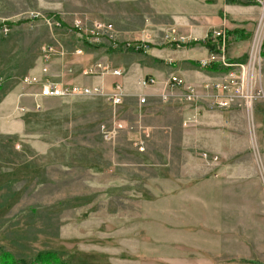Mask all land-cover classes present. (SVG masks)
Wrapping results in <instances>:
<instances>
[{
	"label": "rangeland",
	"instance_id": "1",
	"mask_svg": "<svg viewBox=\"0 0 264 264\" xmlns=\"http://www.w3.org/2000/svg\"><path fill=\"white\" fill-rule=\"evenodd\" d=\"M249 1L257 10L252 36L227 38L225 57L234 52L241 58L232 62H253L263 98L250 116L224 111L233 119L220 139L196 150L193 162L207 169L197 181L206 184V195L192 194L196 186H174L171 172L160 177L162 185L148 184L149 170L139 185L130 184L112 165L126 159L116 147L128 141L115 139L122 122L106 96H33L43 80V49L54 40L67 51L86 46L68 32L71 24H114L109 17L120 14L123 0H0V23L11 30L0 33V256L26 264H39L40 253L63 264H264V33L253 41L264 1ZM48 16L66 27L48 28ZM73 57L68 52L51 64L70 65ZM50 72L55 84L69 85L62 72ZM170 152L174 162L177 150Z\"/></svg>",
	"mask_w": 264,
	"mask_h": 264
},
{
	"label": "crops",
	"instance_id": "2",
	"mask_svg": "<svg viewBox=\"0 0 264 264\" xmlns=\"http://www.w3.org/2000/svg\"><path fill=\"white\" fill-rule=\"evenodd\" d=\"M122 4L120 14L109 17L114 21V24H110L121 41L143 42L147 44V50L135 51L121 46L115 49L106 41L87 45L81 40L86 46L81 47V54L77 55L73 51L75 47L67 51L58 40H54L56 53L44 62L43 80L39 82H54L49 76L53 67L58 73L62 72L63 81L69 83L60 82L58 85L61 86L78 87L76 84L79 83L101 89L106 94L115 83L121 84L123 103L116 108L109 105L115 112L116 121L122 122L121 128L117 129L119 131L115 130L116 141L121 142L122 138L128 141L125 145L119 144L117 152L120 154L124 150L127 154L126 159L120 158L112 165L129 176L133 186L139 185L144 171L152 172L147 175L150 186L162 185L160 177H164L165 172H171L169 176L174 180V186H196L197 190H193L192 194L199 192L207 195L206 184H197L200 174L207 169L193 162L199 161L194 154L197 149L208 146L207 139H220L223 124L227 118L233 119V115L208 109L202 101L190 102L180 88L169 87L166 82L170 77H176L185 86H192L201 93V85L222 79L224 72H213L202 65L204 62L219 63V54L211 53L202 42L213 29L218 28L242 30L252 36L250 21H255L257 10L231 4L228 0H123ZM260 13L262 20H256L258 24L253 41L257 36L262 38L264 33V15ZM167 36L184 38L185 43L179 48L171 46L165 41ZM68 52L74 55L70 65L62 64L59 67L51 64L57 60L53 57H64ZM83 55L84 58L77 57ZM101 55L103 58L99 59ZM93 56L97 60L92 63L90 59ZM240 58L234 52H229L226 57L227 61H238ZM87 64H101L106 71L87 74ZM113 70L121 71V77L114 76ZM83 75L85 79L81 78ZM145 78H152L155 83L142 86ZM203 95L210 100V93ZM33 96L38 98L37 94ZM141 99L143 103H140ZM108 139L112 140L113 134H109ZM171 146L178 153L177 158L173 156L174 162L170 161ZM208 157L200 155V160L204 163ZM249 167L254 166L249 164ZM187 169L191 171L188 173L189 179L185 175ZM189 194L190 191L185 193Z\"/></svg>",
	"mask_w": 264,
	"mask_h": 264
},
{
	"label": "built area",
	"instance_id": "3",
	"mask_svg": "<svg viewBox=\"0 0 264 264\" xmlns=\"http://www.w3.org/2000/svg\"><path fill=\"white\" fill-rule=\"evenodd\" d=\"M261 0H256L260 2ZM264 1V0H263ZM44 22L50 29L58 30L64 27L60 19L49 18ZM53 19V20H52ZM68 32L76 35L87 45H97L106 41L112 48H118L121 46L123 49L132 48L135 51H144L148 49L147 44L143 42H129L121 41L119 34L115 30L114 26L107 22H92L90 26H86L79 20H75ZM10 25L6 23H0V33L6 37L10 33ZM225 29L219 28L212 30L205 40H210L216 44L219 49V64L226 70L223 78L211 83H206L200 86L203 91L197 92L192 86H185L184 82L176 77H170L166 84L169 87L180 88L185 93V98L188 101H202L206 103L208 109L219 111H230L233 109L243 110L248 116L252 115L254 103L263 98V91L259 83V74L256 72L255 65L252 61L246 64L240 63H228L225 57V51L227 47V37L225 35ZM173 36V35H172ZM165 41L174 47H180L185 43L184 38L165 37ZM52 44L46 46L43 49V60L47 62L51 56L56 53L55 46ZM77 55L81 54L79 50L75 52ZM260 55V54H259ZM211 62H204L202 65L208 67ZM106 68L101 64H94L86 70L87 74H95L96 72L104 73ZM114 76L121 77V71L113 70ZM26 81V80H25ZM27 82H29L27 80ZM154 79L150 78L143 80L142 86L153 85ZM210 93V100L203 94ZM86 95H104L107 102L116 108L123 103V90L121 84L115 83L110 92L104 94L101 89L96 87L90 88H78L73 86H61L51 81L41 82L37 97L41 99L47 98H70L74 96H86ZM144 100L141 99L140 103ZM108 139V135L106 136ZM206 157V154L203 155ZM216 160V158H213Z\"/></svg>",
	"mask_w": 264,
	"mask_h": 264
},
{
	"label": "trees",
	"instance_id": "4",
	"mask_svg": "<svg viewBox=\"0 0 264 264\" xmlns=\"http://www.w3.org/2000/svg\"><path fill=\"white\" fill-rule=\"evenodd\" d=\"M231 4H238V5H244V6H250V1H240V0H228ZM50 17V16H48ZM52 18V17H51ZM55 18V17H54ZM59 19V18H56ZM64 25V24H63ZM225 35L227 38L232 37L235 41H245L248 40L251 35L246 34L244 31L240 30H233V31H226ZM203 46L207 48L211 53L219 54L218 46L214 43H212L210 40H204L202 42ZM260 56H264V40L261 43L260 47ZM228 63H236L232 61H228ZM210 71L213 72H225L226 70L219 64V63H211L207 67ZM39 264H63L53 253H40L36 256L34 259ZM0 264H26L24 261H16L15 259H12L8 254L3 253L0 256Z\"/></svg>",
	"mask_w": 264,
	"mask_h": 264
}]
</instances>
